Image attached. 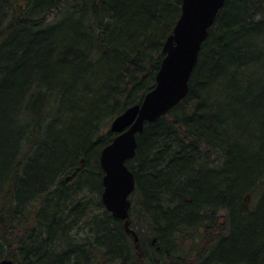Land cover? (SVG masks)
Here are the masks:
<instances>
[{"label": "trees", "instance_id": "16d2710c", "mask_svg": "<svg viewBox=\"0 0 264 264\" xmlns=\"http://www.w3.org/2000/svg\"><path fill=\"white\" fill-rule=\"evenodd\" d=\"M181 1L0 0V260L264 264V0H225L137 135V243L101 203L108 126L154 88Z\"/></svg>", "mask_w": 264, "mask_h": 264}, {"label": "water", "instance_id": "95a60500", "mask_svg": "<svg viewBox=\"0 0 264 264\" xmlns=\"http://www.w3.org/2000/svg\"><path fill=\"white\" fill-rule=\"evenodd\" d=\"M225 0H182L180 16L172 34L163 45L164 57L155 75V86L147 92L139 105L126 109L110 123L109 131L116 136L99 155L103 172L101 203L114 218L124 222L125 231L138 242L129 227V197L135 189L133 173L126 163L136 152L137 135L146 123L166 115L188 93V81L197 63L208 30ZM0 264H14L0 260Z\"/></svg>", "mask_w": 264, "mask_h": 264}, {"label": "rangeland", "instance_id": "374dc122", "mask_svg": "<svg viewBox=\"0 0 264 264\" xmlns=\"http://www.w3.org/2000/svg\"><path fill=\"white\" fill-rule=\"evenodd\" d=\"M115 119V118H114ZM113 121V120H112ZM111 121V122H112ZM109 126H110V124H109ZM109 126H108V128H109ZM252 196L254 197V193L253 192H248V193H246L245 195H244V197H243V204L247 207V209H249V208H251V203H252ZM131 196L129 197V201L131 202ZM132 205V203H130V207H129V210H128V213L130 214V213H133V221H134V224H135V227H137L138 228V230H139V224H138V222L136 221V210H134V211H131V207H133V206H131ZM109 213V212H108ZM112 216V215H111ZM123 226H124V222H123ZM134 231V230H133ZM141 232H143V230H140ZM126 232V231H125ZM135 232V231H134ZM127 233V232H126ZM128 234V233H127ZM128 235H130V234H128ZM131 237H132V235H130ZM136 236H137V234H136ZM137 238H138V236H137ZM132 239H133V237H132ZM133 242H134V240H133Z\"/></svg>", "mask_w": 264, "mask_h": 264}]
</instances>
